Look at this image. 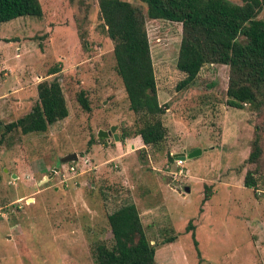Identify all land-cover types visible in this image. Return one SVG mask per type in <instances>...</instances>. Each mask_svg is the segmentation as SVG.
<instances>
[{"label":"rangeland","instance_id":"obj_1","mask_svg":"<svg viewBox=\"0 0 264 264\" xmlns=\"http://www.w3.org/2000/svg\"><path fill=\"white\" fill-rule=\"evenodd\" d=\"M38 1L41 16L0 22V134L35 103L42 79H58L68 113L43 132L3 136L0 264H94L92 244H111L107 214L126 202L136 205L154 243L155 264H264V110L225 104L227 66L205 64L189 86L176 89L184 78L175 65L180 24L145 18L165 139L135 151L111 134L98 141L97 131L112 125L117 136L132 132L135 115L114 71L97 0ZM125 1L145 13L139 0ZM53 65L61 70L46 75ZM79 90L89 111L76 101ZM255 126L257 164L245 160ZM195 148L200 154L186 158ZM71 152L73 163H59ZM255 167L253 193L242 178ZM205 191L210 196L202 201Z\"/></svg>","mask_w":264,"mask_h":264},{"label":"trees","instance_id":"obj_2","mask_svg":"<svg viewBox=\"0 0 264 264\" xmlns=\"http://www.w3.org/2000/svg\"><path fill=\"white\" fill-rule=\"evenodd\" d=\"M139 1L145 6L144 14L125 0H97L100 21L112 43L114 71L122 83L128 109L135 115L132 132L122 130L117 136L120 142L138 136L143 146L155 147L166 136V127L161 121L164 106L159 104L156 95L145 18L180 24L175 65L184 73V78L176 89L189 86L203 65L223 64L227 66L225 104L234 108L247 105L257 113L264 110V18H257L264 8V0H241L240 3L230 0ZM41 14L38 0H0V22ZM60 70V66L53 65L46 75ZM75 98L81 109L90 110L83 90H79ZM67 113L58 79H42L36 84V101L30 109L3 125L0 145L6 134L43 132ZM92 143L90 138L88 144ZM165 155L171 158L167 152ZM260 156V136L255 126L245 160L257 164ZM259 171L257 167L246 170L242 178V184L253 193L258 189ZM209 196L205 191L202 201ZM106 221L111 244L101 241L92 244L90 252L94 264H155L154 243L151 244L145 234L136 205L131 202L120 205L107 214Z\"/></svg>","mask_w":264,"mask_h":264},{"label":"water","instance_id":"obj_3","mask_svg":"<svg viewBox=\"0 0 264 264\" xmlns=\"http://www.w3.org/2000/svg\"><path fill=\"white\" fill-rule=\"evenodd\" d=\"M115 129V126L112 125L109 127L108 130H103V129H99L97 131V134H96V137L98 138H104L106 140H108L109 138V135L111 134L112 135V138L113 140H118V137L116 135L115 132H113ZM201 150L199 148H195V149H192L191 151H189L187 154H186V158H193L195 156H197L198 154H200ZM180 158L182 159H185V156L183 153H180L179 156ZM77 159V155L74 153V152H71V153H68V154H65L63 156H61L59 158V163H66V162H73ZM54 171H57V168L56 167H53L52 170L50 171V174H52ZM48 177H44L43 180H47ZM184 190H188V187H185Z\"/></svg>","mask_w":264,"mask_h":264},{"label":"crops","instance_id":"obj_4","mask_svg":"<svg viewBox=\"0 0 264 264\" xmlns=\"http://www.w3.org/2000/svg\"><path fill=\"white\" fill-rule=\"evenodd\" d=\"M136 139H138L137 137H135V138H125L124 140H123V142H122V144L123 145H130V147H131V151H135L136 149H138V147L139 148H144V146L142 145V146H138V144H137V142H136ZM119 144H120V141H119ZM133 148V149H132ZM125 153H127V152H125ZM155 254V253H154Z\"/></svg>","mask_w":264,"mask_h":264},{"label":"built area","instance_id":"obj_5","mask_svg":"<svg viewBox=\"0 0 264 264\" xmlns=\"http://www.w3.org/2000/svg\"><path fill=\"white\" fill-rule=\"evenodd\" d=\"M86 161L87 160L84 159V162H86ZM183 161H184V159H182L180 157H177L175 159V165H176V167H178V170H177L176 174H181L182 173ZM68 170L72 171V170H74V167L73 166H69Z\"/></svg>","mask_w":264,"mask_h":264}]
</instances>
